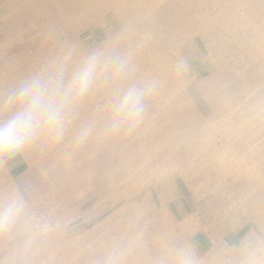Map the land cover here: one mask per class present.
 Returning <instances> with one entry per match:
<instances>
[{
	"label": "rangeland",
	"instance_id": "rangeland-1",
	"mask_svg": "<svg viewBox=\"0 0 264 264\" xmlns=\"http://www.w3.org/2000/svg\"><path fill=\"white\" fill-rule=\"evenodd\" d=\"M126 24L148 37L135 78L162 84L143 122L79 148L71 131L31 148L0 171V197L23 181L29 204L55 219L50 264H102L133 239L126 264H156L180 242L201 264H231L228 245L264 228V0H0V90L51 53L50 26L86 49ZM109 95L90 96L73 131Z\"/></svg>",
	"mask_w": 264,
	"mask_h": 264
},
{
	"label": "clouds",
	"instance_id": "clouds-1",
	"mask_svg": "<svg viewBox=\"0 0 264 264\" xmlns=\"http://www.w3.org/2000/svg\"><path fill=\"white\" fill-rule=\"evenodd\" d=\"M51 53L31 72L0 90V171L11 172L18 158L36 146L62 142L72 132V146L79 148L90 139L108 141L132 135L145 119L148 100L162 84L156 78L134 76L135 59L147 43V34L137 36L123 25L103 42L82 48L62 36L53 25L44 34ZM187 70L185 60L174 68ZM106 89L107 109L79 123L81 109L95 92ZM29 186L18 181L0 197V240L7 249L0 264H50L48 243L56 230L53 217L34 209L25 197ZM127 246L115 245L102 264H126ZM233 250L231 264H264V228H252ZM202 256L190 242L163 250L156 264H201Z\"/></svg>",
	"mask_w": 264,
	"mask_h": 264
},
{
	"label": "bare ground",
	"instance_id": "bare-ground-1",
	"mask_svg": "<svg viewBox=\"0 0 264 264\" xmlns=\"http://www.w3.org/2000/svg\"><path fill=\"white\" fill-rule=\"evenodd\" d=\"M183 15V14H182ZM181 15V16H182ZM153 20V19H152ZM145 49H147V48H145ZM145 49H144V51H145ZM150 54V53H149ZM151 55V54H150ZM152 56V55H151ZM115 169V168H114ZM133 169V168H132ZM133 183V182H132ZM134 240V239H133ZM161 246V245H160ZM165 246V245H164ZM151 249H153V248H151ZM162 249V248H161ZM165 249V248H164ZM155 250V249H154ZM128 253V252H127Z\"/></svg>",
	"mask_w": 264,
	"mask_h": 264
}]
</instances>
